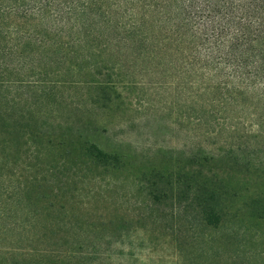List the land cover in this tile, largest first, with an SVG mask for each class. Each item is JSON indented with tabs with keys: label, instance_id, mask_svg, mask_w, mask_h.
Instances as JSON below:
<instances>
[{
	"label": "rangeland",
	"instance_id": "374dc122",
	"mask_svg": "<svg viewBox=\"0 0 264 264\" xmlns=\"http://www.w3.org/2000/svg\"><path fill=\"white\" fill-rule=\"evenodd\" d=\"M46 50H25L0 86V264H264L255 100L202 118L180 74L147 59ZM200 176L222 190L217 224L185 191Z\"/></svg>",
	"mask_w": 264,
	"mask_h": 264
},
{
	"label": "trees",
	"instance_id": "16d2710c",
	"mask_svg": "<svg viewBox=\"0 0 264 264\" xmlns=\"http://www.w3.org/2000/svg\"><path fill=\"white\" fill-rule=\"evenodd\" d=\"M85 43L116 46L169 75L179 73L186 98L203 102L202 118L209 112L205 104L221 112L247 99L264 116V0H0V86L25 50L47 53L50 47L64 58L63 50ZM227 119L223 127L237 126ZM92 154L106 160L97 148ZM211 156L196 158L203 165ZM214 186L202 176L185 185L205 224H217L222 214V190Z\"/></svg>",
	"mask_w": 264,
	"mask_h": 264
}]
</instances>
